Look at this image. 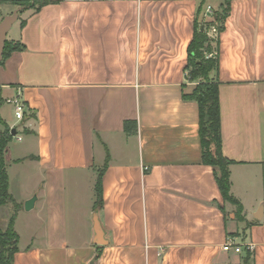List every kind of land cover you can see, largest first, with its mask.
Instances as JSON below:
<instances>
[{"label": "crops", "instance_id": "crops-1", "mask_svg": "<svg viewBox=\"0 0 264 264\" xmlns=\"http://www.w3.org/2000/svg\"><path fill=\"white\" fill-rule=\"evenodd\" d=\"M48 1L20 10L7 40L21 48L0 62L15 264H264V0H230L219 35L222 150L241 209L203 162L199 105L184 97L199 0ZM17 9L0 3V21ZM18 94L22 120L7 102ZM12 211L0 205V221ZM229 237L240 251L224 250Z\"/></svg>", "mask_w": 264, "mask_h": 264}, {"label": "trees", "instance_id": "trees-1", "mask_svg": "<svg viewBox=\"0 0 264 264\" xmlns=\"http://www.w3.org/2000/svg\"><path fill=\"white\" fill-rule=\"evenodd\" d=\"M23 0H0V3L12 2L17 4ZM49 2L43 0L41 5ZM207 0H199L195 31L188 47L187 78L196 81L197 85L191 95H184L186 99L195 100L199 105V134L203 149V162L215 169L216 180L226 202L242 208L240 201L231 192L230 165L234 162L223 154L222 126L219 97V35L225 28V21L230 11V0H222L217 8H213L211 17L206 18ZM34 5L31 6L33 8ZM202 25L205 28L202 29ZM213 27L217 33H211ZM19 42L6 41L4 58L13 50L20 49ZM210 54H212L210 56ZM1 62V61H0ZM131 123L126 121L125 128L130 131ZM13 128L5 125L0 131V205L12 204L13 211L5 228L0 227V264H15V254L19 251V234L15 228V220L21 209V204L9 191V175L5 153L8 143L12 140ZM107 162L98 170L95 185L96 202L98 209L103 203L102 176ZM247 258L252 256L249 248L246 249Z\"/></svg>", "mask_w": 264, "mask_h": 264}, {"label": "water", "instance_id": "water-1", "mask_svg": "<svg viewBox=\"0 0 264 264\" xmlns=\"http://www.w3.org/2000/svg\"><path fill=\"white\" fill-rule=\"evenodd\" d=\"M20 8L15 10L12 14L6 15L1 21H0V61L4 58V50L6 47V41H7V34L9 30L11 29L12 25L17 21L19 17ZM202 29L205 28V25H202ZM16 133V129L13 128V134ZM37 200V195H34L30 199H28L25 202V209L31 210L34 205L35 201ZM94 228L96 233V242L103 244L105 241L104 239V231L101 226V222L98 217V213L96 212L94 215Z\"/></svg>", "mask_w": 264, "mask_h": 264}, {"label": "built area", "instance_id": "built-area-1", "mask_svg": "<svg viewBox=\"0 0 264 264\" xmlns=\"http://www.w3.org/2000/svg\"><path fill=\"white\" fill-rule=\"evenodd\" d=\"M212 13H213V8L211 5H208L206 15H212ZM211 33H213V34L217 33V30L215 27H213ZM211 55L212 54H210V56ZM7 102L13 105L16 118L19 120H22L24 118V115L26 112V105H25L24 101L22 100L20 94L14 96L12 98H8ZM19 139L21 140L22 137L20 136ZM248 247L250 249H252L251 245H248ZM223 248L226 251L232 250L233 248L236 251H240L242 249V245L238 244L233 237H229L227 239V241L225 242V244L223 245Z\"/></svg>", "mask_w": 264, "mask_h": 264}, {"label": "rangeland", "instance_id": "rangeland-1", "mask_svg": "<svg viewBox=\"0 0 264 264\" xmlns=\"http://www.w3.org/2000/svg\"><path fill=\"white\" fill-rule=\"evenodd\" d=\"M41 2H43V0H23V1H20L18 2L16 5L19 6L20 9L22 10H26L28 8H31L32 5H34L33 7H37L41 4ZM12 42H16V41H13ZM4 123L2 121V119L0 118V131H3L5 129V126L3 127ZM6 158V156H5ZM32 174H28V176H30ZM28 186H31L33 185V183H35V181L32 179V178H29L28 179ZM8 224V221L7 220H1L0 221V227L1 228H5Z\"/></svg>", "mask_w": 264, "mask_h": 264}]
</instances>
